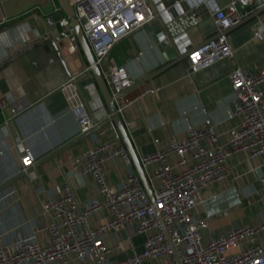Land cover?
<instances>
[{"label": "crops", "instance_id": "1", "mask_svg": "<svg viewBox=\"0 0 264 264\" xmlns=\"http://www.w3.org/2000/svg\"><path fill=\"white\" fill-rule=\"evenodd\" d=\"M146 1L156 19L175 2ZM229 1L219 0L220 6ZM52 3L58 4L56 0H0V185L19 174L16 138L34 156L27 172L0 191V233L7 240L28 234L32 226L43 221L40 203L47 197H57L63 183L69 185L80 204L95 197L91 177L73 169L70 159L112 137L106 124L80 138L84 133L80 132V123L85 115L97 124L108 111L93 82L95 89L89 83L80 85L91 74L84 71L88 65L82 51L75 50L67 36L54 45L37 46L17 56L24 47L50 34L53 25L56 37L64 35L65 30L57 22H44L60 12L53 11ZM199 6L187 9L208 13L204 5ZM254 8L250 0L248 9ZM209 19L211 23L203 29L190 30L186 48L215 34L210 15ZM149 24L116 42L108 55L115 63L124 65L133 80L125 92L132 102L121 118L137 155L165 148L169 138H182L187 126H201L206 119L218 141L225 142L233 122L225 117V109L233 99L229 75L234 69L253 72L264 65V11L227 32L233 50L231 57L213 61L194 72L189 70L186 57L135 85L165 63L158 43L147 33ZM258 26L263 27L260 37L253 35ZM72 77H76L74 85L82 100L85 102L80 94L83 92L89 98L81 121L67 111L59 89ZM12 107L17 110L14 115L9 111ZM71 140L74 141L69 147L49 158ZM119 144L122 145L120 138ZM228 162L232 178L203 190L192 212L194 220L204 223L198 229L204 242L240 225L256 226L264 217V189L257 180L258 173L264 170V155L248 159L238 153ZM103 170L110 188L119 185L128 173L135 174L130 160L124 164L119 156L106 160ZM101 220L100 213L89 218L92 224ZM129 230L127 227L108 233L105 244L119 239L123 246L130 241L135 249H140L144 235ZM37 237L43 239L42 234ZM252 242L264 243V229L254 232ZM123 254L116 252L111 259Z\"/></svg>", "mask_w": 264, "mask_h": 264}, {"label": "built area", "instance_id": "2", "mask_svg": "<svg viewBox=\"0 0 264 264\" xmlns=\"http://www.w3.org/2000/svg\"><path fill=\"white\" fill-rule=\"evenodd\" d=\"M184 1L188 8L204 5L217 34L206 38L187 56L189 70L194 72L213 61L231 57L233 50L225 31L250 14V0H230L223 6L215 0ZM68 3L110 94L114 97L128 89L132 78L124 65L115 63L108 55L116 42L153 20L154 12L147 1ZM52 8L60 11L58 4L52 3ZM57 24L67 32L72 47L79 50L68 18L62 15ZM262 31L263 27L258 26L253 35L260 37ZM229 76L233 99L225 109V117L233 122L225 142L218 141L206 119L201 126H187L182 138H169L165 148L138 156L151 189L150 201L134 173H128L115 188L107 184L103 170L106 160L119 156L124 164H129L109 122V141L70 159L73 169L91 177L96 196L80 204L69 185L63 183L57 197H47L40 203L43 221L32 226L28 234L7 240L0 233V264H264V243L252 242L254 232L264 229V217L256 226L240 225L204 242L198 230L204 223L192 216L203 190L232 178L230 158L238 153L248 159L264 155V65L253 72L234 69ZM70 79L73 77L59 89L67 111L81 121L86 103ZM88 86L95 89L93 83ZM131 102L122 93L114 98L115 111L121 116ZM9 111L11 115L17 113L14 107ZM86 117L80 123V132L96 125ZM14 146L20 164L18 173L24 172L34 163L33 153L18 138ZM257 180L264 189V170L258 173ZM98 213L103 220L92 224L89 218ZM127 227L130 232L144 235L140 249H135L130 241L123 246L119 239L105 244L108 233ZM38 234L43 235L42 240ZM121 251L123 256L111 259Z\"/></svg>", "mask_w": 264, "mask_h": 264}, {"label": "water", "instance_id": "3", "mask_svg": "<svg viewBox=\"0 0 264 264\" xmlns=\"http://www.w3.org/2000/svg\"><path fill=\"white\" fill-rule=\"evenodd\" d=\"M56 1L60 7V12L53 14L49 18H45L44 22L47 24H49L51 21L57 22L61 18L62 15L68 18V23L70 26H72L74 30L76 41L86 59V63L88 65V71L91 74V76L86 81L84 80L81 81L80 85L84 86L87 83L93 82L109 114L107 118L101 120L99 123H97L93 127L84 131V133H82L80 138L86 136L87 134L111 122L120 138V141L128 155V158L134 168L135 174L138 177L143 190L145 191L148 199L152 201L151 189L149 187L145 173L140 165L139 158L135 151L134 145L130 139V136L127 132L126 126L124 125V122L121 116L115 111L114 98L126 92L127 89L121 92L120 94L115 95L114 97L110 94L107 86L105 85V82L102 78V75L98 67L94 65L93 63L94 61L93 55L82 34V31L78 24V20L75 17H73L71 14L72 8L69 5L68 0H56ZM174 1L175 2L173 6L168 8V11H162L161 13H159L158 19L154 18L151 21V23L146 27L147 33H149L153 37V39L158 43V46L160 48V51L162 52V56H163L165 63L160 68L152 72L149 76H146L142 78L141 80H139L138 82H136L135 85L143 83L144 81L147 80V78L151 77L158 71H161L185 59L188 55H190L195 49V47L197 46V45L189 46L188 44L186 48V45L189 42L188 35L190 33V30L192 28L201 30L207 24L211 23L209 19V14L206 11H199L198 9L189 10L187 9L188 6L186 5L184 0H174ZM215 1L220 6L219 0H215ZM252 2L255 5L254 10H252L250 14L246 16L245 18L243 19L241 18L239 22L231 26L225 32H228L231 28L235 27L240 22L250 19L264 11V0H252ZM162 6L163 5L161 4L160 8ZM199 7H202V5H200ZM52 29L53 31H51L50 34H47L44 38L24 47L17 54V56L37 46H42L46 44L54 45V43L59 38H63L64 36H67V32L65 31L63 36L61 35V36L56 37L55 35L57 33V29L55 25H53ZM216 35L217 34H214L213 36H210L209 38L212 39L216 37ZM16 57L12 58L10 61L15 59ZM75 80H76V77L73 79H70L69 82H71L74 85ZM80 94L83 96V98H85V102H87L89 99L87 97V94L85 92L80 93ZM86 119L88 121L91 120L90 117H86ZM73 141L74 140H71L67 142L66 144H64L63 148L56 150L53 154L49 156V158H52L57 153L62 151L64 148L69 147L73 143ZM49 158H46V159H49ZM26 172L27 170L17 174L15 177L12 178V181L16 180L15 178L22 177ZM12 181L9 180L1 184L0 191L6 188V186L9 185Z\"/></svg>", "mask_w": 264, "mask_h": 264}]
</instances>
